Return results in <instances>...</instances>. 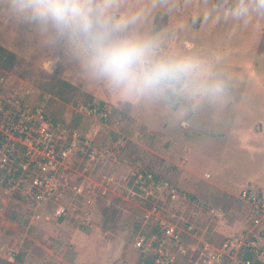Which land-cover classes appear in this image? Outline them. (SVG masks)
Here are the masks:
<instances>
[{
  "label": "rangeland",
  "instance_id": "rangeland-1",
  "mask_svg": "<svg viewBox=\"0 0 264 264\" xmlns=\"http://www.w3.org/2000/svg\"><path fill=\"white\" fill-rule=\"evenodd\" d=\"M238 4L117 0L115 9L119 20L143 13L139 31L158 36L162 51L198 55L222 73L230 88L219 105H197L183 95L124 99L103 83L87 81L68 52L44 55L23 29H0L7 53H0V96L43 104L53 119L70 120L100 148L110 147L118 133L127 141L119 165L109 170L105 161L87 171L100 182L116 177L111 190L96 198L90 218L83 212L77 220H58L52 214L56 203L39 204L0 189V264H30L28 252L35 259L31 264H137L142 252L135 238L156 231L163 219L181 228L187 250L182 260L216 254L226 239L242 233L249 214L239 194L246 186L263 190L254 182L264 178V134L247 137L242 150L230 132L241 126L258 131L256 121L264 120V15L236 18L231 9ZM90 104L108 108V125L87 114ZM139 167L169 182L180 198L128 194L122 186Z\"/></svg>",
  "mask_w": 264,
  "mask_h": 264
},
{
  "label": "built area",
  "instance_id": "built-area-1",
  "mask_svg": "<svg viewBox=\"0 0 264 264\" xmlns=\"http://www.w3.org/2000/svg\"><path fill=\"white\" fill-rule=\"evenodd\" d=\"M87 110L88 115L100 117L102 124H109L107 107L93 106ZM126 142L125 136L118 133L110 147L100 148L93 137L72 127L70 120L53 119L43 104L2 95L0 189L39 204L56 203L52 214L58 220H77L83 212L90 218L96 198L111 190L116 177L103 176V181L98 182L87 171L117 159ZM126 179L122 187L131 196L180 198L169 182L143 167L136 168ZM239 195L248 207V225L239 236L226 239L218 253L182 260L180 256L187 250L181 228L163 219L156 222V231L141 232L135 238L134 246L142 252L137 264H225L226 259L228 264H264V193L246 186Z\"/></svg>",
  "mask_w": 264,
  "mask_h": 264
},
{
  "label": "clouds",
  "instance_id": "clouds-1",
  "mask_svg": "<svg viewBox=\"0 0 264 264\" xmlns=\"http://www.w3.org/2000/svg\"><path fill=\"white\" fill-rule=\"evenodd\" d=\"M117 0H0V29H23L44 55L68 52L86 80L128 100L183 95L199 105L229 98V82L195 54L162 51L158 36L142 34L143 13L119 20ZM236 18L264 15V0H239ZM54 67V66H51Z\"/></svg>",
  "mask_w": 264,
  "mask_h": 264
},
{
  "label": "crops",
  "instance_id": "crops-1",
  "mask_svg": "<svg viewBox=\"0 0 264 264\" xmlns=\"http://www.w3.org/2000/svg\"><path fill=\"white\" fill-rule=\"evenodd\" d=\"M256 122H258V127H259L258 131H250L251 133L250 132L248 133V132L244 131V127L245 126H241V127L237 128V129L236 128L233 129V131L230 132L231 133V135H230L231 138L230 139L235 141L234 143L237 144L238 148H240L242 150L245 149L244 141H245V139L247 137H249L251 140H256V139H258L259 137H261L264 134V120H260V121H256ZM151 127L152 126L149 125V128H151ZM251 147L253 148V150H257V151H254L256 154H260L262 152L261 151L262 150V146H260V145H257L256 147L251 145ZM128 150H129V148L127 149V151ZM109 161H110L109 170H111V168L113 167L114 164L117 163L119 165L118 159H111V160H108L107 162H109ZM138 163H140V162H138ZM100 165H102V164L96 165V168L98 166H100ZM121 165H123V163ZM124 166H125V163H124ZM256 173H257L256 176L259 175V173H260L259 169H258V171ZM96 181L100 182L99 180H96ZM254 184H256L258 186H261L263 188V190L262 189L261 190L264 193V178L263 179H260L259 177L256 178V182H254ZM26 259H27V262H29L30 264L35 262V259L33 257H31V252L27 253Z\"/></svg>",
  "mask_w": 264,
  "mask_h": 264
},
{
  "label": "trees",
  "instance_id": "trees-1",
  "mask_svg": "<svg viewBox=\"0 0 264 264\" xmlns=\"http://www.w3.org/2000/svg\"><path fill=\"white\" fill-rule=\"evenodd\" d=\"M0 53H1V54H2V53H3V54H7L5 48L2 47V46H0ZM1 54H0V55H1ZM100 105H101V104H100ZM100 105H99V107L102 109L103 107H102V105H101V106H100ZM94 106H95V105H94ZM89 107H93V105L90 104ZM55 120H57V119H55ZM71 126H72V127H75V126L73 125V123H71ZM59 220H61V219H59ZM140 259H141V258H140ZM140 259H139V261H140Z\"/></svg>",
  "mask_w": 264,
  "mask_h": 264
}]
</instances>
